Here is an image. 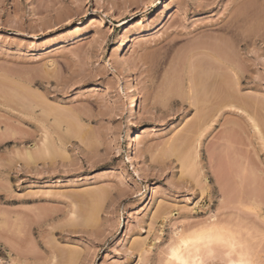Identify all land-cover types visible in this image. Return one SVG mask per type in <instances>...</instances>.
Segmentation results:
<instances>
[{
    "label": "rangeland",
    "instance_id": "1",
    "mask_svg": "<svg viewBox=\"0 0 264 264\" xmlns=\"http://www.w3.org/2000/svg\"><path fill=\"white\" fill-rule=\"evenodd\" d=\"M166 1L0 0V264H164L214 217L264 264V0ZM200 70L243 99L189 100Z\"/></svg>",
    "mask_w": 264,
    "mask_h": 264
},
{
    "label": "bare ground",
    "instance_id": "2",
    "mask_svg": "<svg viewBox=\"0 0 264 264\" xmlns=\"http://www.w3.org/2000/svg\"><path fill=\"white\" fill-rule=\"evenodd\" d=\"M166 3H167L166 0H164V2L161 3V6H160V7H161V9H163V12H162V15H161V16L155 21V22H157V26H161V25H163L165 22H167L168 19H169V17H170V14H171V12H172L171 6L167 5ZM261 3H262V2H261ZM263 3H264V1H263ZM241 4H242V3H241ZM259 5H260V4H259ZM260 7H261V6H260ZM260 7H259V9H257V10H256L255 8H253V9H255V10H252V11H251V14L249 15V17L252 16L251 18L254 19V17H256V16L259 17V16H260L259 18H261V15L263 14V12H262L263 10H262V8H260ZM261 10H262V11H261ZM236 12H237V11H236ZM249 12H250V11H249ZM233 14H234V13H233ZM237 14L240 15L239 13H237ZM243 16H244V14H243ZM262 16L264 17V15H262ZM247 17H248V16H247ZM241 18H242V17H241ZM241 18H240L239 16H238V17L235 16V19L233 18L232 21H230V22H229V21L226 22V26L222 28V29L224 30V31L222 30L223 33H226V34L228 33V34H229V33H232L233 31H234V33H235V32H236L235 30H238V29H239L241 23H242V24L244 23V22H242L243 19H241ZM251 18H248V20H247V18H246L245 20H246V21H249V19H251ZM252 19H251V20H252ZM262 19H264V18H262ZM230 20H231V19H230ZM245 20H243V21H245ZM255 20H256V18H255ZM258 21H259V20H258ZM124 24L129 25L130 23L128 22V20H125V21H124ZM257 24H258V23H257ZM257 24H255V25H257ZM261 24H262V23H261ZM243 25H244V24H243ZM259 26H260V24H259ZM155 27H156V26H155ZM221 27H222V26H221ZM263 27H264V26H263ZM224 28H225V29H224ZM254 28H255V27H254ZM259 28H260V27H259ZM124 29H125V28H124ZM220 30H221V29H220ZM239 30H240V29H239ZM252 30H253V29H252ZM252 30H251V31H252ZM258 31H259V30H258ZM260 32H262V31H260ZM223 33H222V34H223ZM239 33H240V32H239ZM258 34H259V33H258ZM82 35H83V34H81L80 36H82ZM230 35H231V34H230ZM235 35H236V34H235ZM238 35H239V34H238ZM261 35H262V34H261ZM224 36H225V35H224ZM226 36H227V35H226ZM263 37H264V36H263ZM125 38H126L125 41L121 44V47L119 48V51H118L117 53L124 54L125 51L127 50V48H129V49L132 48L135 39H137V36H136V34H128V35H126ZM218 39H219V38H218ZM224 39H225V38H224ZM243 39H244V38H243ZM220 42H221V40H220ZM227 42H228V41H227ZM221 43H222V42H221ZM225 43H226V42H225ZM205 44H207V43H205ZM56 45H58V43L55 44V46H56ZM212 45H213V44H212ZM216 45H217V44H216ZM228 45H230V44H228ZM55 46H54V47H55ZM208 46H210V44H209ZM218 46L220 47V45H218ZM222 46H224V45H222ZM226 46H227V45H226ZM204 47H205V46H204ZM211 47H212V46H211ZM219 47H217V49H220ZM206 48H207V47H206ZM213 48H214V47H213ZM213 48H212V49H213ZM230 48H231V47H230ZM43 49H44V48H43ZM210 49H211V48H210ZM227 49H229L228 46H227ZM208 50H209V48H208ZM214 50H215V49H214ZM214 50H211L212 52L208 51V52L212 53V55H213V56L216 58V60H217V61H215V62H217V64L212 63L213 65H218V62H219V65L221 64L220 66H221L222 68H223V67H224V68L226 67V68L232 69V67H233V69H234V66H233L232 63H231L232 60L229 58L230 56L228 57V56H226V55L220 53L219 51H214ZM221 50H222V49H221ZM203 51H204V50H203ZM225 51H226V49H225ZM200 52H201V51H200ZM200 52H199V53H200ZM208 52L206 51V52H203V53L205 54V53H208ZM221 52H222V51H221ZM223 52H224V51H223ZM228 52H229V51H228ZM199 53H198V54H199ZM194 54H195V53H194ZM196 54H197V53H196ZM204 54H203V55H204ZM208 54H209V53H208ZM208 54H207V57L209 56ZM200 55H201V53H200ZM205 55H206V54H205ZM192 56H193V55H192ZM192 56H190V57H192ZM203 57H205V56H202V57L197 56V58H203ZM207 57H206V58H207ZM211 57H212V56H211ZM233 57H234V56H233ZM206 58H203V60L206 59ZM179 59H180V58H179ZM179 59H178V60H179ZM193 59H194V58H193ZM207 59H208V58H207ZM213 59H214V58H213ZM189 60H191V59L189 58ZM203 60H202V62H203ZM233 60H235V59H233ZM179 61H180V60H179ZM187 61H188V60H187ZM206 61H208V60H206ZM209 61H210V60H209ZM211 61H212V60H211ZM211 61H210V62H211ZM202 62H201V63H202ZM194 63H196V62H194ZM197 63H198V62H197ZM199 63H200V62H199ZM205 63H206V62H205ZM190 64L193 65V63H190ZM203 64H204V63H203ZM210 64H211V63H210ZM234 64H235V62H234ZM204 65H205V64H204ZM208 65H209V64H208ZM208 65H207V66H208ZM197 66H199V64H198ZM200 66H201V65H200ZM200 66H199V67H200ZM207 66L205 65V67L209 70V68H208ZM188 67H189V65H188ZM191 67H192V66H191ZM221 67H218V68H221ZM212 68H213V67H211V69H212ZM224 68H223V69H224ZM237 68H238V67H237ZM197 69H198V68H197ZM202 69H203V68H202ZM215 69H217V67H216ZM215 69H214V70H215ZM233 69H232V70H233ZM191 70L193 71V69H190V71H191ZM214 70H213V72H215ZM219 70H220V69H219ZM225 70H226V69H225ZM188 71H189V69H188ZM194 71H195V70H194ZM200 71H202V74H201V73H198V71H197V72H196V73H197V76L194 77L195 79L198 77L199 80H198V79H197V80H198L199 82H198V81L196 82L195 79H193V80L197 83V84H195L196 87H195L194 84H193V87H194L193 91H194V92L191 94V93L188 91L189 89L187 90V91L192 95V97H190V95H189V97H188L189 100L192 99V98H194V101H195V99H196V101H197L198 98H199V96L201 95V96H203V98H202V97H200V98H201L202 101L204 100L205 103L208 102V101H207L208 99H209V100L211 99L212 101H217V103H218L219 101H220V102L222 101L221 104H222L223 102L228 103L227 105H230L231 108H233L234 105H233L232 103L235 102V100H237V99L240 100V98H242L241 96H240V97L238 96V94L236 93V91H233V90L235 89V87H236V86L233 85V84H236V83L238 82V79L240 80L241 77H239L238 74L234 71V72L236 73L235 77H238V79L236 80L237 82L234 83L235 81L232 80L233 82L230 81L232 84H231V83H228L227 81L229 80L228 77H229V75H230V74H229L230 72L228 73V71H227V73L229 74L228 76H227V74H226V77H227V79H228V80L226 79V82L228 83L227 86L230 84V85H229L230 89H228V90L226 89V92H227L226 95H227V96H226V97H225V96H222L221 94H222L223 92H222V93L220 92L221 94L219 93L222 97H220V96L218 95V92H219L218 90H219L221 87L224 88V86H220V85H219L220 83H218L217 85L220 86V87H218V90H217L218 92H217V94H215V95L211 94V95L214 96V97H212V96H210L209 94H207V95H208L209 97H211V98H208V97L206 96V98H208V99L205 100V99H204V98H205L204 95H206V93H204V90H206V89H208V88L206 87V84H207V83H206V84H205V87H206V88L204 89V86H203L204 84H203V83H205V82L207 81L206 78H208V76H207V74L204 76V74H203V71H204V70H200ZM210 71H211V70H209L208 72H210ZM217 71H218V70H217ZM221 71H222V70H221ZM230 71H231V70H230ZM213 72H212L211 74H213ZM218 72H219V71H218ZM191 73H192V72H191ZM193 74H194V72H193ZM198 74H200V77H202L201 79H200V77H199ZM214 74H215L216 76H218V75H217L218 73L215 72ZM223 74H224V73H223ZM232 74H233V73H232ZM208 75H210V74H208ZM215 75L212 76V77H214V79H215ZM219 75H221V74H219ZM203 76H204V77H203ZM230 76H231V75H230ZM190 77H191V76H190ZM205 77H206V78H205ZM209 77H210V76H209ZM212 77H211V79H212ZM226 77H225V75H224V79H225ZM235 77H234V78H235ZM175 78H176V77H175ZM204 78L206 79V81H204ZM216 78L218 79V77H216ZM221 78L223 79V77H220L219 79H221ZM230 78H231V77H230ZM214 79H213V80H214ZM232 79H233V77H232ZM201 80H202V81H201ZM215 81H217V80L215 79ZM215 81H214V82H215ZM221 81H222V80H221ZM223 81L225 82V80H223ZM223 81H222L221 83H223ZM190 82L192 83L193 81L191 80ZM195 82H194V83H195ZM208 82H209V81H208ZM210 82H211V81H210ZM210 82H209V83H210ZM198 83H199V85H198ZM211 83H213V82H211ZM211 83L209 84L210 86L212 85ZM171 84H172V83H171ZM188 84H189V83H188ZM188 84H187V85H188ZM202 84H203V85H202ZM214 84H215V83H214ZM224 84L226 85V83H224ZM224 84H223V85H224ZM237 84H238V83H237ZM197 85H198V86H197ZM209 85H207V86H209ZM190 86H192V85L190 84ZM212 86L214 87V85H212ZM215 86H216V85H215ZM227 86H225V88H226ZM233 86H235V87H233ZM176 87H177V86H176ZM229 87H228V88H229ZM188 88H189V87H188ZM209 88H210V87H209ZM215 88L217 89V87H215ZM211 89H212V87H211L210 89H208V90H211ZM216 89H215V90H216ZM221 89H222V88H221ZM91 90H92V89H91ZM191 90H192V89H191ZM208 90H207V91H208ZM215 90H214V91H215ZM235 90H236V89H235ZM207 91H206V92H207ZM223 91H224V93H225V89H224ZM228 91H229V92H228ZM210 92H211V91H210ZM202 93H204V95H203ZM207 93H208V92H207ZM216 95H218V97H216ZM223 95H224V94H223ZM187 96H188V93H187ZM197 97H198V98H197ZM188 98H187V99H188ZM242 99H243V98H242ZM199 100H200V99H199ZM194 101H193V102H194ZM204 101H203V102H204ZM206 101H207V102H206ZM212 101H211V102H212ZM240 101H241V100H240ZM198 102H199V101H198ZM203 102H202V103H203ZM211 102H210V103H211ZM195 103H196V102H195ZM212 103H213V102H212ZM212 103H211V104H212ZM214 103H215V102H214ZM225 103H224V104H225ZM190 104H191V103H190ZM192 104H193V103H192ZM221 104H220V105H221ZM193 105H194V104H193ZM212 105H213V104H212ZM222 105H223V104H222ZM128 106H129L128 108H129V110L131 111V113H132V114H135L136 109H137V107H138V97H137V94L135 93V91H133L132 100L130 101V103H129ZM196 106H198V105L196 104ZM204 106H205V105L203 104L201 107H204ZM208 106H209V105H208ZM230 106H229V107H230ZM198 107H199V106H198ZM201 107H200V108H201ZM205 107H206V106H205ZM206 108H208V107H206ZM206 108H205V109H206ZM196 109H197V108H196ZM203 110H204V108L201 109L200 111H201L202 113H205V112H203ZM237 110H238V109H237ZM200 111H199V115H198V116H199V117H198V120H199V121H200V120L202 121L203 119H205L204 116H206V115H205V114L200 115V114H201ZM204 111H205V110H204ZM209 111H211V110H209ZM209 111H208V112H209ZM208 112H207V113H208ZM209 113H210V112H209ZM196 114H198V113H196ZM200 116H202V117H200ZM210 116H211V113H210ZM212 116H215V115H212ZM200 118H201V119H200ZM249 118H250V117H249ZM210 119H211V117H209V119H208L207 121L210 122ZM212 119H213V118H212ZM196 120H197V119H196ZM205 120H206V119H205ZM251 120H254V119L251 118ZM199 121H198V122H199ZM203 121H204V120H203ZM198 122H197V123H198ZM251 122H252V121H251ZM253 122H254V121H253ZM207 123H208V122H207ZM192 124H193V123H192ZM194 124H195V123H194ZM202 124H203V123H202ZM252 124H254V125H253V129L256 130V129L258 128V127H257L258 124L256 125V122H254V123H252ZM196 126H197V124H196ZM196 126H195V127H196ZM201 126L203 127V125H201ZM251 127H252V126H251ZM193 129H194V127H193ZM197 130H198V129H197ZM190 131H191V130H190ZM253 131H254V130H253ZM198 132H199V131H198ZM198 132H197V133H198ZM204 132H205V130H204ZM192 133H193V132H192ZM195 133H196V131H195ZM200 133H201V132H200ZM261 134H262V133H261ZM259 135H260V133H259ZM200 136H201V135H200ZM260 136H261V135H260ZM184 137H186V136H184ZM188 137H189V136H188ZM181 139H183V138H181ZM188 140H189V139H188ZM188 140H186V141L188 142ZM186 141H185V142H186ZM198 141H199V140H198ZM133 142H134V144H132V146H135V145H137L136 143L138 142V140H136V139L134 140V139H133ZM133 142H132V143H133ZM189 142H190V141H189ZM183 144H184V143H183ZM186 144H187V143H186ZM196 148H197V147H196ZM132 150H134V149H132ZM195 153H196V152H195ZM132 154H133V153H132ZM190 157H191V156H190ZM187 159H188V157H187ZM188 160H189V159H188ZM197 161H198V160H197ZM244 168H245V167H244ZM243 171H245V170H243ZM240 182H241V181H240ZM241 183H242V182H241ZM241 183H240V184H241ZM220 187H222V186H220ZM245 187H246V186H245ZM245 187L243 188L244 191L242 190V185L240 186L241 189H239V187H238V191H239L240 193H238V192H237V193L240 194V195H239L240 197H238L239 199L236 197V198H237V199H236L237 202H236V200L233 198V200H235V203H238V202H239V204H238L239 206H241V205L244 206V205H245V204H242V203H244L243 201H245V200H244V199H245L244 197L247 195V192L245 191ZM248 187H249V186H248ZM223 188H224V186H223ZM223 188H222V190H223ZM225 188H226V187H225ZM228 188H229V187H228ZM228 188H227V190H228ZM229 189H230V188H229ZM250 189L252 190V193L254 194L253 189L255 190V188H250ZM246 190H247V188H246ZM247 191H249V190H247ZM256 191H257V190H255V192H256ZM259 191H260V190H259ZM229 192H231V189H230ZM245 192H246V193H245ZM235 193H236V191H235ZM244 193H245L246 195H245ZM256 193H257V192H256ZM238 194H237V195H238ZM259 194H260V193H259ZM259 194L257 193V195H259ZM227 195H228V194H227ZM231 195H232V194H231ZM250 195H251V194H250ZM223 196L225 197V195H223ZM248 196H249V194L247 195V198H248V199H249V198H252V199H253V197H254L255 195H254V196L251 195V196H253V197H248ZM233 197H234V196H233ZM257 197H258V196H257ZM260 197H262V199L264 198L263 195L260 196ZM231 199H232V198H231ZM256 199H257V198H256ZM223 200L225 201V199H223ZM228 200H229V199H227V202H228ZM241 200H243V201L241 202ZM263 200H264V199H263ZM224 201H223V202H224ZM260 201H262V200L258 198V201L256 200L255 202L258 203V202H260ZM227 202L225 203V206H228V203H227ZM245 202H246V201H245ZM262 202H263V201H262ZM223 204H224V203H223ZM226 204H227V205H226ZM240 204H241V205H240ZM246 204H247V202H246ZM248 204H249V203H248ZM262 204H263V203H262ZM233 205H234V204H233ZM249 205H251V204H249ZM249 205H248V206H249ZM257 205H258V204H257ZM236 206H237V205H236ZM239 206L234 207V210H237ZM246 206H247V205H246ZM261 206L264 207V204L261 205ZM228 207H230V206H228ZM232 207H233V206H232ZM232 207H230V208H232ZM244 207H245V206H244ZM244 207H243V209H244ZM249 207H250V206H249ZM241 208H242V207H241ZM241 208H239V210H240ZM251 208H252V207H251ZM232 209H233V208H232ZM243 209H242V211H243ZM239 210H237V211H239ZM240 211H241V210H240ZM240 211H239V212H240ZM248 212H249V211H248ZM250 212H251V211H250ZM252 213H253V212H252ZM253 214H254V213H253ZM256 214H257V212H256ZM216 218H217V216H216ZM213 219H214L213 223L211 222V225H207V226H209V227H207V229H212V234H213L214 236L219 237L220 240L222 241V242H219V243H213V245H212L213 247H216V246H222V247L227 248V247L232 246V245H239V244H242V243H241L240 236H239L240 233H237L236 231H234V230L232 229L233 227H231V226H230L231 228H230V227L227 228V225H229V224L224 223V224L222 225V223H221V222L219 223V221H217V220L215 219V217H214ZM216 221H217V222H216ZM226 224H227V225H226ZM225 225H226V226H225ZM229 228L232 229L231 232H230ZM180 229H181V228H180ZM180 229H179V230H176V231L174 232V237H175L174 239H175V242L177 241V240H176V236H175V234H176L177 232L181 233V235H183V236H187V234L183 233ZM204 229H205V228H204ZM199 230H201V229H198V230H196V231H199ZM184 232H185V231H184ZM232 232H235L236 234H238L239 237L237 238V237H236L237 235H235V233L233 234ZM239 240H240V241H239ZM176 243H178V241H177ZM173 244H174V243H173ZM173 244H171V245L173 246ZM171 245H170V247H171ZM146 250H147V249H146ZM148 250H149V249H148ZM246 253H247V252H245V256H246ZM145 263H147V262H145ZM212 264H214V263H212ZM215 264H216V263H215Z\"/></svg>",
    "mask_w": 264,
    "mask_h": 264
},
{
    "label": "clouds",
    "instance_id": "3",
    "mask_svg": "<svg viewBox=\"0 0 264 264\" xmlns=\"http://www.w3.org/2000/svg\"><path fill=\"white\" fill-rule=\"evenodd\" d=\"M170 255L171 253L168 250L165 253L164 264H178L175 259L169 261L168 257ZM183 255L188 260V264H211V262H216V264H249V261L245 258L243 244L232 245L227 248L212 246L211 249L202 248L199 253L193 250L191 255L187 252H184Z\"/></svg>",
    "mask_w": 264,
    "mask_h": 264
},
{
    "label": "snow or ice",
    "instance_id": "4",
    "mask_svg": "<svg viewBox=\"0 0 264 264\" xmlns=\"http://www.w3.org/2000/svg\"><path fill=\"white\" fill-rule=\"evenodd\" d=\"M175 236L178 243L169 248L171 255L168 259L169 261L175 259L178 264H188V260L183 255L184 252L191 255V252L195 250L199 253L202 248L211 249L213 243L222 242L219 237L212 234V229L207 228L189 233L187 236L177 232Z\"/></svg>",
    "mask_w": 264,
    "mask_h": 264
}]
</instances>
